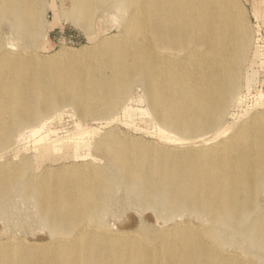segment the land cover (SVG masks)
I'll return each instance as SVG.
<instances>
[{"label": "bare ground", "instance_id": "bare-ground-1", "mask_svg": "<svg viewBox=\"0 0 264 264\" xmlns=\"http://www.w3.org/2000/svg\"><path fill=\"white\" fill-rule=\"evenodd\" d=\"M3 1L0 18L9 20L21 40L33 45L34 31L42 23L39 1ZM104 1L75 0L67 16L89 30ZM110 6L118 12L130 8L124 31L101 38L96 49H90V63L70 50L60 59L32 54L22 59L23 53L11 51L0 56V149L12 131L62 104L85 116L109 115L137 82L160 124L159 138L171 139L169 130L182 144L221 121L235 98L246 59L264 64L262 45L254 44L248 52L251 37L236 0H111ZM259 11L254 8L256 15ZM159 47L180 54L159 53ZM254 73L246 76L247 85ZM123 110L127 117L136 111L128 106ZM240 126L221 143L216 136L169 157L155 154L151 160L133 152L135 143L109 135L101 140L108 151L107 170L81 163L30 177L21 195L33 198L40 217L57 236L39 245L0 242V264H246L228 256L221 259L195 230L161 232L158 244L150 246L131 233L116 239V233L98 225L81 224L101 217L109 206L107 192L124 186L138 190L145 202L163 194L169 213L197 210L243 232L235 218L245 217L256 191H264V113ZM80 131L79 140L91 132ZM37 141L39 158H68L54 155L61 149L59 143ZM86 146L85 140L75 142L73 157ZM26 165L0 164V203L19 183ZM69 228L71 237L60 235ZM248 238L249 248L264 249V224Z\"/></svg>", "mask_w": 264, "mask_h": 264}, {"label": "rangeland", "instance_id": "rangeland-1", "mask_svg": "<svg viewBox=\"0 0 264 264\" xmlns=\"http://www.w3.org/2000/svg\"><path fill=\"white\" fill-rule=\"evenodd\" d=\"M11 1L6 0L2 4H9ZM38 1L43 8L42 23L34 31L33 45L21 40L9 20L0 18V56L11 51L23 53L22 59L29 54L60 59L69 53L65 50H70V53L80 52L86 58L85 62H89L90 49L95 50L101 38L123 32L130 12L129 7L124 12H118L110 6L111 0H106L101 7L103 11L94 16L90 29L87 30L67 16L75 0ZM236 3L245 14L244 23L251 37L248 52L255 44L262 45L264 54V0H236ZM255 7L260 8L258 15L254 12ZM104 11L105 14L101 13ZM158 52H169L174 56L180 54L178 50L165 51L160 47ZM245 61L236 83L235 98L221 121L211 131L185 140L182 144L174 141L169 130L167 135L171 139L159 138L157 131L160 124L154 117L140 82L131 86L125 98L109 115L85 116L79 114L70 104H62L47 114L37 116L28 127L12 131L8 143L0 149V164L26 161L27 165L19 183L6 191L4 200L0 203V242L19 240L39 245L48 241L52 235L57 236L48 222L40 217L39 206L33 198L22 197V189L26 187L30 177L41 178L46 172L52 173L74 164L89 163L90 166L106 168L108 151L101 140L107 139L109 135L135 143L133 152L143 153L150 160L155 154L169 157L179 153L180 149L201 146L216 136L217 143L229 139L243 122L264 113V64L260 66L257 62H248L247 59ZM252 73L255 74L253 80L247 85L246 76ZM126 106L136 110L135 114L133 112L127 117L123 110ZM139 110L147 111L142 113ZM81 129L91 132L79 140L77 136ZM32 130H37L38 133L33 134ZM42 138L44 144L59 143L61 149L54 155L58 153L59 156L66 155L68 158L57 161L53 157L39 158L37 145L40 146L41 143L38 144L37 140ZM82 140H85L87 146L77 149L79 157L74 158V144L83 143ZM112 189L106 194L109 206L105 213L97 219L84 220L81 224H89L91 227L98 225L116 233L112 236L116 239H122L123 235L131 233L135 239H141L150 246L158 244L161 232L171 234L179 229L195 230L201 234L203 241L219 251L221 259L228 256L246 264H264V249L249 248L248 238L251 230L261 223L264 224V191H256L253 207L245 213V217L235 218L241 221V227L244 228L240 232L223 221L202 215L197 210L182 208L169 213L165 197L161 193L153 201L145 202L143 195L131 187L115 186ZM7 206H10V211L5 214ZM170 229H173L172 232ZM63 233L65 234L60 235L72 236L70 228Z\"/></svg>", "mask_w": 264, "mask_h": 264}]
</instances>
